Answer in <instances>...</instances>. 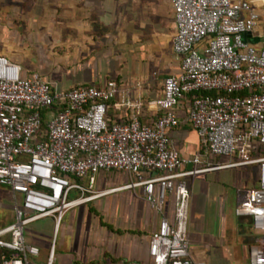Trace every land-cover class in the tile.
<instances>
[{"label": "built area", "instance_id": "1", "mask_svg": "<svg viewBox=\"0 0 264 264\" xmlns=\"http://www.w3.org/2000/svg\"><path fill=\"white\" fill-rule=\"evenodd\" d=\"M257 1L261 9L253 0H171V47L181 71L164 78L160 96L149 102L154 115L148 122L140 119L141 96L131 98L115 80L62 89L0 54V185L14 196V220L0 228L6 251L1 264H33L40 250L26 241L30 223L50 216L56 230L75 206L130 188H141L157 216L146 258L130 264H208L190 255L186 178L248 164L257 166L258 185L234 211L256 235L249 264H264V39L257 33L264 0ZM186 96L185 119L201 143L190 157L170 138ZM114 99L130 109L128 116L110 118ZM100 171L121 172L130 180L96 190ZM72 190L79 195L69 199ZM45 264H54L53 243Z\"/></svg>", "mask_w": 264, "mask_h": 264}, {"label": "crops", "instance_id": "2", "mask_svg": "<svg viewBox=\"0 0 264 264\" xmlns=\"http://www.w3.org/2000/svg\"><path fill=\"white\" fill-rule=\"evenodd\" d=\"M253 3L261 9L259 1ZM262 21L257 30L261 40L264 15ZM174 34L171 0H0V54L19 64L24 73L38 72L62 89L101 87L115 80L129 89L131 98L141 96L143 122L154 115L149 102L160 96L164 78L181 71L180 57L171 47ZM52 41H60V54L66 57L59 77L46 74L49 64L44 67L40 59L47 57L44 50L46 44L52 48ZM117 101L108 111L112 120L130 113ZM188 104L189 96L180 100L176 110L180 122L170 132L173 146L186 157L201 148L198 134L185 119ZM129 180L121 172L100 171L94 188H115ZM186 181L191 257L208 264H249L248 249L256 235L234 210L258 185L256 164L213 170ZM81 182L87 184V178ZM134 197L142 210L135 208ZM13 205L12 192L0 185V210L8 213L0 228L13 222ZM172 208L170 199L169 214ZM134 220L138 233L133 232ZM156 221L141 188H130L75 206L63 214L56 230L53 217L36 220L27 226L25 238L40 250L33 264H45L52 243L54 264H130L146 258ZM4 252L0 247V264Z\"/></svg>", "mask_w": 264, "mask_h": 264}, {"label": "rangeland", "instance_id": "3", "mask_svg": "<svg viewBox=\"0 0 264 264\" xmlns=\"http://www.w3.org/2000/svg\"><path fill=\"white\" fill-rule=\"evenodd\" d=\"M41 42H38V44H40ZM46 49L44 50V52L46 53L47 57H40L42 63L44 64V67L49 66L50 71L46 72V74L52 75L53 77L58 76L59 77V68L62 67V64L65 63L66 64V57H62L60 54V41H52V48H50L49 44H46ZM43 47V46H42ZM45 48V46L43 47ZM39 49V48H38ZM60 54V55H59ZM51 55V57H50ZM46 60V63L44 62ZM49 60V63H48ZM45 64H49V65H45ZM45 70V68H44ZM48 70V68H47ZM46 71V70H45ZM53 72V73H52ZM79 194L76 190H72L69 194V199H73L75 197H77ZM113 197V195L111 196ZM115 197V195H114ZM133 202L134 205H136L135 208H137L138 210H142L143 206L140 203L139 199H136V197L133 198ZM7 211L6 210H0V222H2L5 217L7 216ZM137 221L134 220V226H133V232H137L138 233V229L139 227L136 225L137 223H135ZM139 223V222H138ZM150 223V222H149ZM27 228V227H26Z\"/></svg>", "mask_w": 264, "mask_h": 264}, {"label": "trees", "instance_id": "4", "mask_svg": "<svg viewBox=\"0 0 264 264\" xmlns=\"http://www.w3.org/2000/svg\"><path fill=\"white\" fill-rule=\"evenodd\" d=\"M44 126H45V124L43 123L42 127H44Z\"/></svg>", "mask_w": 264, "mask_h": 264}]
</instances>
